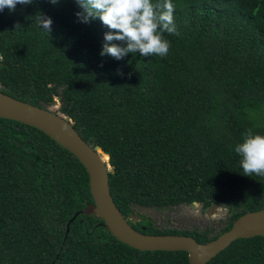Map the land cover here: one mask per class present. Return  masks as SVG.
Instances as JSON below:
<instances>
[{
	"label": "trees",
	"instance_id": "16d2710c",
	"mask_svg": "<svg viewBox=\"0 0 264 264\" xmlns=\"http://www.w3.org/2000/svg\"><path fill=\"white\" fill-rule=\"evenodd\" d=\"M156 2V0H153ZM167 56H100L110 30L82 23L76 0L0 11V90L60 113L109 155L114 202L147 235L207 243L264 209V177L244 176L234 147L264 135V0H173ZM52 20L43 31L36 16ZM121 47L120 41H113ZM106 160V158H104ZM197 202L227 210L210 229H159L137 208ZM85 167L43 132L0 118V264H190L184 251H139L98 217ZM207 264H264V237L239 239Z\"/></svg>",
	"mask_w": 264,
	"mask_h": 264
},
{
	"label": "water",
	"instance_id": "95a60500",
	"mask_svg": "<svg viewBox=\"0 0 264 264\" xmlns=\"http://www.w3.org/2000/svg\"><path fill=\"white\" fill-rule=\"evenodd\" d=\"M0 118L38 129L75 156L89 175L94 200L82 214L102 219L112 236L136 250L184 251L188 253L190 264H207L236 240L264 237V209L242 215L230 230L207 243H199L194 237L185 235H147L139 232L121 213L112 197L109 174L114 171V167L110 164L109 155L102 147H94L86 142L70 117L50 108L18 100L0 90ZM217 208L218 205L210 206L207 215H212ZM138 218V215L131 217L133 220Z\"/></svg>",
	"mask_w": 264,
	"mask_h": 264
},
{
	"label": "clouds",
	"instance_id": "9594fccd",
	"mask_svg": "<svg viewBox=\"0 0 264 264\" xmlns=\"http://www.w3.org/2000/svg\"><path fill=\"white\" fill-rule=\"evenodd\" d=\"M33 0H0V11L5 8L14 11L17 4L29 5ZM55 4L57 0H50ZM83 9L76 16L82 23H89L98 17L110 31L105 34V43L100 56H110L116 60L129 53L141 56L168 55L171 42L165 33L179 36L175 24V4L173 0H76ZM38 26L45 32H51L50 17L36 16ZM113 41H120L121 47ZM240 157L239 165L244 176L264 177V135L254 134L251 129L242 135V142L234 147Z\"/></svg>",
	"mask_w": 264,
	"mask_h": 264
},
{
	"label": "rangeland",
	"instance_id": "374dc122",
	"mask_svg": "<svg viewBox=\"0 0 264 264\" xmlns=\"http://www.w3.org/2000/svg\"><path fill=\"white\" fill-rule=\"evenodd\" d=\"M56 104L50 109L60 112L61 103L58 98ZM207 209H203L201 204L183 206L182 208H137V214L148 216L159 229L177 230H204L210 229L212 235L218 234L227 224L228 212L222 207H218L212 215L208 216Z\"/></svg>",
	"mask_w": 264,
	"mask_h": 264
},
{
	"label": "flooded vegetation",
	"instance_id": "af4514ba",
	"mask_svg": "<svg viewBox=\"0 0 264 264\" xmlns=\"http://www.w3.org/2000/svg\"><path fill=\"white\" fill-rule=\"evenodd\" d=\"M199 204V203H198ZM193 205V204H192ZM183 206H188V205H179V206H175V207H172V208H182ZM219 207V206H218ZM133 215H131L129 218H128V221L131 223L132 222V224H136V223H134L135 221H137V220H133V219H131V217H132Z\"/></svg>",
	"mask_w": 264,
	"mask_h": 264
}]
</instances>
